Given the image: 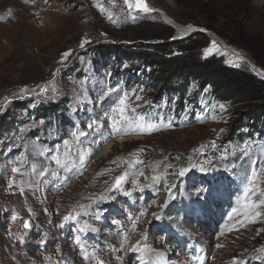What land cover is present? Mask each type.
Wrapping results in <instances>:
<instances>
[{"label":"rangeland","instance_id":"374dc122","mask_svg":"<svg viewBox=\"0 0 264 264\" xmlns=\"http://www.w3.org/2000/svg\"><path fill=\"white\" fill-rule=\"evenodd\" d=\"M148 2L183 27L223 22L236 45L199 28L249 59L243 42L264 71V0ZM204 35L170 45L173 27L123 0H0V264H264V146L228 139L245 107L182 128L139 116L160 91L149 62L218 61L263 79ZM114 46L143 56L115 59L109 86L114 54L94 67V51ZM54 104L55 116L39 118ZM241 161L240 194L202 178Z\"/></svg>","mask_w":264,"mask_h":264},{"label":"trees","instance_id":"16d2710c","mask_svg":"<svg viewBox=\"0 0 264 264\" xmlns=\"http://www.w3.org/2000/svg\"><path fill=\"white\" fill-rule=\"evenodd\" d=\"M191 21L193 20H189V22ZM195 23L199 27L204 26L214 31L230 45L237 44L234 40L230 41L229 36L223 32V22L206 21L204 23ZM194 35L196 37H206L203 33ZM194 35L185 40L171 42L170 45L191 43L195 38ZM239 45L248 49L246 52L248 53V58L255 66L263 68L255 53H251L246 44L240 42ZM162 47H167V45L161 46L159 49H165ZM110 49L112 50L113 47H110ZM114 49H116V52L110 51L106 53L105 51L101 52L100 48H96L94 55L99 58V61L95 60L93 62L94 67H99L103 61L100 58L108 54H114L112 58L114 65L118 63L115 59L119 58L120 61L122 53L127 57H131V62L136 63V65L143 56L142 51L136 52L130 48L124 52H119L120 48L116 46H114ZM149 64H145L147 69L145 76L153 83H156L160 91L152 104L139 109V116L142 121L162 120L172 126L182 128L193 125L198 121V117L217 116L229 108L243 106L245 107L243 111H233V117L237 118V121L232 125L228 137L229 141L242 146L248 145V147L264 146L263 79H259L249 72L230 69L218 61L201 63L197 61L177 62L176 60H163L156 63L149 62ZM117 66V68L109 71L107 83L109 86L115 82V78L121 71V63ZM130 71H132L130 74L137 75L136 73L142 71V67L139 66ZM63 101L67 104L66 100ZM59 104L49 107L43 106L44 108L39 106L37 107V115L44 120L51 118V116H55ZM246 165V161L237 163L229 174L226 173V170L222 172L210 170L202 178L207 183L215 185L221 183L227 187L226 189H228L227 185L231 184L238 191L237 194H240ZM225 192V188L217 191V194L213 197L214 201L221 200ZM227 196L229 195L227 194Z\"/></svg>","mask_w":264,"mask_h":264},{"label":"bare ground","instance_id":"6f19581e","mask_svg":"<svg viewBox=\"0 0 264 264\" xmlns=\"http://www.w3.org/2000/svg\"><path fill=\"white\" fill-rule=\"evenodd\" d=\"M145 3L148 7V9H150V11L148 12H144V11H138V12H141L143 13L145 16H153V15H157L159 14L161 16V19H162V22L167 25V26H171L173 28H175L177 30V37L180 36V35H184V34H188V33H191L192 31L196 30L197 26L195 25H189L187 27H183V26H180L179 24H177L171 17H169L164 11L158 9V8H155L153 7L152 5H150V3L148 2V0H145ZM117 3H113V5H116ZM203 29V28H202ZM207 32V34L209 35V37H211L213 40H215L216 42H218L225 50L229 51L230 53H232L233 55L237 56L240 60L244 61L246 63V60L247 57L244 56L243 53H241L240 51L238 50H235L234 48L232 47H229L228 45H225L222 41V39H220L217 35H215L213 32H210L208 30H205ZM3 35V34H2ZM1 35V36H2ZM0 36V37H1ZM248 60V59H247ZM249 61V60H248ZM251 63V62H250ZM252 64V63H251ZM252 67L254 69V72L256 74H258L261 78L264 79V71L259 68V67H256L255 65L252 64ZM111 147H107L105 148V150L103 151L102 153V157H106L107 154L110 152L109 149ZM7 247V246H6ZM9 250V249H8ZM16 250V249H15ZM23 255V254H22ZM26 256V255H25Z\"/></svg>","mask_w":264,"mask_h":264},{"label":"snow or ice","instance_id":"6c2138e0","mask_svg":"<svg viewBox=\"0 0 264 264\" xmlns=\"http://www.w3.org/2000/svg\"><path fill=\"white\" fill-rule=\"evenodd\" d=\"M123 4L127 7L128 11L131 12L133 10H136V11H144V12H148L150 11V9H148L146 3H145V0H123ZM216 46L215 44L213 43V48L212 49H208V50H205L206 52V55H210L212 53L213 50H215ZM70 53H65V57L68 56ZM235 66H239L238 63L235 64ZM121 104H124L125 101L122 99L120 101ZM125 109H121L120 112H121V115H123ZM57 163H59L60 161L57 159L56 161ZM140 161H137V163H139ZM12 171L14 172H17L19 171L18 169H12ZM181 174H183V172H181ZM126 175L127 173H125L124 175L120 176L117 178L116 180V187L119 188V186L121 185L122 182H124L125 178H126ZM255 173H253V176L255 177ZM67 219V218H66ZM24 228L25 229H30L31 228V224L29 221H25L24 222ZM43 243V241H42ZM98 264H102V262H98ZM234 264H239L238 261H234Z\"/></svg>","mask_w":264,"mask_h":264},{"label":"clouds","instance_id":"9594fccd","mask_svg":"<svg viewBox=\"0 0 264 264\" xmlns=\"http://www.w3.org/2000/svg\"><path fill=\"white\" fill-rule=\"evenodd\" d=\"M196 30H198V31H195V32H192V33H188V34H186V36H178V37H176L174 40H185V39H187V38H189V37H191L192 35H194V34H196V33H203L202 31V29L201 28H199V26H197V28H196ZM207 30V29H206ZM204 34V33H203Z\"/></svg>","mask_w":264,"mask_h":264},{"label":"water","instance_id":"95a60500","mask_svg":"<svg viewBox=\"0 0 264 264\" xmlns=\"http://www.w3.org/2000/svg\"><path fill=\"white\" fill-rule=\"evenodd\" d=\"M174 29H175V28H174ZM205 30H206V29H203L202 32H203L204 34L208 35L207 32H206ZM175 31L177 32L176 29H175ZM195 31H198V30H194V31H192V32H195ZM192 32H191V33H192ZM198 32H199V31H198ZM210 32H211V31H210ZM177 33H178V32H177ZM182 35H183V34H182ZM182 35H180V36H182ZM183 36H186V34H184ZM208 36H209V35H208ZM245 60H246V63H247V64L252 68V70L254 71V69H253V67H252V64L250 63V61H248L249 59H248V60L245 59Z\"/></svg>","mask_w":264,"mask_h":264}]
</instances>
